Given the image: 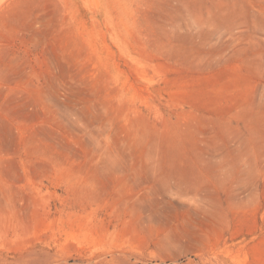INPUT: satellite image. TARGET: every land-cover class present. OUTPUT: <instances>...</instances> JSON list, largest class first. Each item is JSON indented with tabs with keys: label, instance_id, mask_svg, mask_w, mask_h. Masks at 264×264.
<instances>
[{
	"label": "rangeland",
	"instance_id": "obj_1",
	"mask_svg": "<svg viewBox=\"0 0 264 264\" xmlns=\"http://www.w3.org/2000/svg\"><path fill=\"white\" fill-rule=\"evenodd\" d=\"M0 264H264V0H0Z\"/></svg>",
	"mask_w": 264,
	"mask_h": 264
}]
</instances>
